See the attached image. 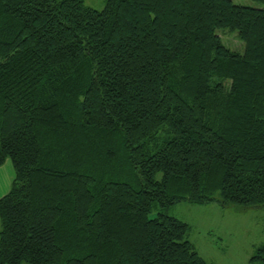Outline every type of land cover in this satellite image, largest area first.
Instances as JSON below:
<instances>
[{
  "label": "trees",
  "instance_id": "1",
  "mask_svg": "<svg viewBox=\"0 0 264 264\" xmlns=\"http://www.w3.org/2000/svg\"><path fill=\"white\" fill-rule=\"evenodd\" d=\"M252 1L0 0V264H213L164 211L264 208Z\"/></svg>",
  "mask_w": 264,
  "mask_h": 264
},
{
  "label": "rangeland",
  "instance_id": "2",
  "mask_svg": "<svg viewBox=\"0 0 264 264\" xmlns=\"http://www.w3.org/2000/svg\"><path fill=\"white\" fill-rule=\"evenodd\" d=\"M86 5L103 10L107 0H85ZM235 3L258 7L252 0H234ZM224 45L239 53L245 50L238 34L219 31ZM15 171L8 158L0 166V199L12 188ZM159 207L153 206L151 217ZM167 215L188 224V240L207 262L213 264H251L256 250L264 245V208H229L220 204H194L182 202L164 211ZM1 228V227H0ZM27 264V263H23Z\"/></svg>",
  "mask_w": 264,
  "mask_h": 264
}]
</instances>
